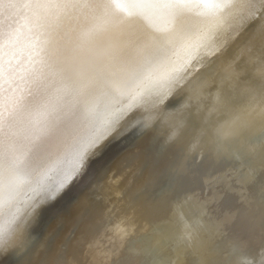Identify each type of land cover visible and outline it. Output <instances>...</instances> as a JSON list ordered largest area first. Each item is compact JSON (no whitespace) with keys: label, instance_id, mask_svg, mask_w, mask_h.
Returning <instances> with one entry per match:
<instances>
[{"label":"bare ground","instance_id":"bare-ground-1","mask_svg":"<svg viewBox=\"0 0 264 264\" xmlns=\"http://www.w3.org/2000/svg\"><path fill=\"white\" fill-rule=\"evenodd\" d=\"M159 11L0 0V264H264V0Z\"/></svg>","mask_w":264,"mask_h":264},{"label":"snow or ice","instance_id":"snow-or-ice-1","mask_svg":"<svg viewBox=\"0 0 264 264\" xmlns=\"http://www.w3.org/2000/svg\"><path fill=\"white\" fill-rule=\"evenodd\" d=\"M151 7L159 9L160 19L171 22L185 10H193L199 5L209 6L211 0H142ZM26 45L18 40H9L0 33V70L4 72V79L8 78L9 58L17 55ZM31 51H25V55L31 56Z\"/></svg>","mask_w":264,"mask_h":264},{"label":"rangeland","instance_id":"rangeland-1","mask_svg":"<svg viewBox=\"0 0 264 264\" xmlns=\"http://www.w3.org/2000/svg\"><path fill=\"white\" fill-rule=\"evenodd\" d=\"M259 18L260 17H258L257 19H254V20L252 19L250 21L251 23L249 22V24H248L249 27L247 26V28L245 30V33H244V37L248 36L249 33H250V31H252L254 29V26L257 24L256 22L258 21ZM205 169H204V173L202 175L199 174V173L197 174V177L199 178V181L197 182V183H199L198 184V187L199 188H200V186L203 185L202 184L203 180H200V179L202 177L205 178V176L207 175V173L209 171L208 170V166ZM228 185L229 186L227 188H224L225 189L224 191L219 192V194H218L219 197L215 198V200L213 202L214 206L217 205L218 211L220 213L225 212L226 214L227 213L230 214V211L236 212L238 210H242V203H245L246 202L247 197H248V200H252L253 198H256L257 195H258L257 191L256 190H253V184L252 183L250 185H248L247 186V189L245 188V190H244V188H241L240 186H237L236 187L234 185V182L233 181H230ZM217 190H222V186H218ZM239 190H240V192H239ZM241 193H242V195H241ZM235 222H236V220L234 221V223ZM239 229L240 228H238V231L237 232H239L240 235H242V234L244 235V233H246V232H248V230H250L248 228L245 229L243 227L240 229L241 231Z\"/></svg>","mask_w":264,"mask_h":264}]
</instances>
